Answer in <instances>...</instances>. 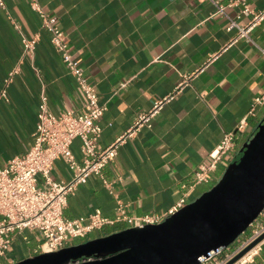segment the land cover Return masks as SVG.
Segmentation results:
<instances>
[{"label":"crops","instance_id":"obj_1","mask_svg":"<svg viewBox=\"0 0 264 264\" xmlns=\"http://www.w3.org/2000/svg\"><path fill=\"white\" fill-rule=\"evenodd\" d=\"M36 1L57 17L74 59L106 106L98 147L125 135L138 114L169 97L149 126L141 125L120 142L115 160L104 167L114 194L100 177L88 176L67 196L63 216L74 219L98 209L113 220L120 201L129 216L163 217L180 198L190 202L213 186L263 116L264 107L255 115L249 110L264 92V19L250 31V40H233L237 29L226 30L229 19L243 25L250 15L240 14V5L227 6L228 0H216L226 5L225 14L214 13L208 0ZM246 2L254 12L264 7V0ZM23 36L35 40L31 60L21 57ZM49 38L27 0H5L0 8V90L9 72L17 71L6 98L0 99V167L32 143L42 90L50 113L82 110L75 79ZM242 118L246 128L235 133L233 152L216 164L207 181H197L199 164L209 160ZM70 149L81 162L80 140L74 139ZM51 176L68 181L72 171L56 159ZM127 227L125 221L106 224L86 240ZM23 234L28 240L13 236L0 264L36 254L38 232L25 229ZM237 264H264V242Z\"/></svg>","mask_w":264,"mask_h":264},{"label":"built area","instance_id":"obj_2","mask_svg":"<svg viewBox=\"0 0 264 264\" xmlns=\"http://www.w3.org/2000/svg\"><path fill=\"white\" fill-rule=\"evenodd\" d=\"M27 1L38 13L41 27L50 34L51 45L59 54L68 72L74 77L82 110L75 112L73 109H66L54 115L48 110L47 96L42 90L32 143L24 154L10 158L0 167V256L11 249L13 236L21 235L24 241L28 240L23 234L25 229L36 231L40 236L39 244L35 249L36 254L54 252L85 241L92 232L106 224H113L116 221H125L130 227L156 224L185 206L188 202L182 197L163 217L155 215L134 217L129 216L124 204L118 201V213L113 220L102 216L98 209L74 219L63 216L67 196L78 185L84 183L88 176L100 177L108 192L114 194L113 182L103 175L104 167L115 160L120 142L125 137L131 136L141 125L149 126L151 118L169 97L156 100L150 110L138 114L125 135L104 148L98 147L97 139L101 133L99 119L106 106L100 101L96 88L88 82L80 63L74 59L67 35L60 28L57 17L46 13L36 0ZM208 1L215 6L214 13L225 14L226 5L216 0ZM238 5L241 6L240 14L250 15V18L243 25H238L236 20L229 19L226 30L237 29V35L233 40L237 38L250 40V31L264 19V7L254 12L246 0H228L227 6ZM0 8H5V0H0ZM34 49L35 40L23 36L21 57L31 60ZM16 71L17 69L14 68L9 72L0 90V99L6 98L7 85ZM183 83L184 81L178 85V89ZM258 107H264V92L254 97L249 114L255 115ZM245 128L246 120L242 118L234 132L224 134L221 141L209 153V160L199 164L197 181H207L208 173L215 169L216 164L233 152L235 133L244 132ZM74 139L80 140L81 162H77L70 149ZM237 156L238 153L232 161ZM56 159L63 160L72 171L68 181H56L52 178L51 170ZM263 232L264 207L258 217L232 243L233 245L217 249L203 257L199 264H225ZM262 242L264 238L233 264L246 262Z\"/></svg>","mask_w":264,"mask_h":264},{"label":"water","instance_id":"obj_3","mask_svg":"<svg viewBox=\"0 0 264 264\" xmlns=\"http://www.w3.org/2000/svg\"><path fill=\"white\" fill-rule=\"evenodd\" d=\"M264 207V112L218 181L156 224L131 226L12 264H199L231 245ZM264 232L225 264H233Z\"/></svg>","mask_w":264,"mask_h":264},{"label":"rangeland","instance_id":"obj_4","mask_svg":"<svg viewBox=\"0 0 264 264\" xmlns=\"http://www.w3.org/2000/svg\"><path fill=\"white\" fill-rule=\"evenodd\" d=\"M233 245V244H232Z\"/></svg>","mask_w":264,"mask_h":264}]
</instances>
